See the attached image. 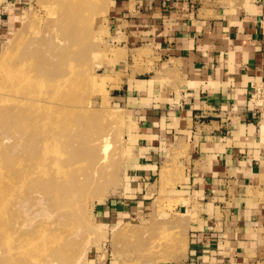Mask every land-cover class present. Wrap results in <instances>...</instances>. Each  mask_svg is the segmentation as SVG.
I'll return each instance as SVG.
<instances>
[{"label": "crops", "instance_id": "crops-1", "mask_svg": "<svg viewBox=\"0 0 264 264\" xmlns=\"http://www.w3.org/2000/svg\"><path fill=\"white\" fill-rule=\"evenodd\" d=\"M34 0H0V28ZM113 100L136 127L137 206L177 200L187 249L161 264H264V0H112Z\"/></svg>", "mask_w": 264, "mask_h": 264}, {"label": "rangeland", "instance_id": "rangeland-1", "mask_svg": "<svg viewBox=\"0 0 264 264\" xmlns=\"http://www.w3.org/2000/svg\"><path fill=\"white\" fill-rule=\"evenodd\" d=\"M111 1L34 0L0 28V99L11 96L5 69L13 64L22 67L21 52H33L37 61L26 58L22 68L33 78L21 85L30 89L34 102L16 107L21 110L28 104V109H35L33 115L40 116L31 110L32 116L24 115L28 120L18 110L21 121L17 112L8 120L6 104L0 106V264H161L187 249L183 219L175 212L177 200L161 191L141 206L131 202L138 187L133 180L138 139L135 124L111 96L118 58L115 46L107 41ZM45 76L53 81L70 79L64 94L70 97L67 108L73 124L66 136H60L65 152L56 159L57 169L67 171L70 186L49 193L40 187L32 200L33 191H26L22 173L25 159L29 156L31 163L29 158H36L37 147L31 141L24 147L19 137L32 117L40 120L39 125L52 119L47 106L37 103L45 102L42 95L49 88L63 94L56 81L49 82L53 87L46 84ZM62 103H52V110ZM47 126L30 132L39 136L38 130L46 133ZM60 172L54 178L62 180ZM32 175L39 183V173Z\"/></svg>", "mask_w": 264, "mask_h": 264}, {"label": "bare ground", "instance_id": "bare-ground-1", "mask_svg": "<svg viewBox=\"0 0 264 264\" xmlns=\"http://www.w3.org/2000/svg\"><path fill=\"white\" fill-rule=\"evenodd\" d=\"M39 32V31H38ZM39 35V34H38ZM42 35V34H41ZM36 55V54H35ZM34 55V53L33 52H26V50H24L23 52H21V56H19L18 58L22 61L21 62V64L20 65H22V67H18V66H16L15 64H13V65H10V66H8L7 67V69H5V78H7L6 80H7V84H8V91H9V94L11 95L10 97H6V98H3V99H0V106H2V105H4V104H6V106H4V107H6L7 109H5V110H3V108L1 109V110H3L7 115L6 116H8V115H10V117L12 116V115H14L16 112H17V116H18V114L19 113H21V112H19V111H22V113L21 114H23L22 115V117L25 115V116H30L31 115V110L32 109H28L29 108V105L28 104H26V105H28V108H27V106L25 105V107H26V109L27 110H29V111H27L26 109H25V107H23L26 111L25 112H23L24 111V109L22 110H20V106H19V104H21V103H31V106H32V103L34 102L32 99H33V97L31 96V91H30V89L29 88H24L22 85H21V82L23 81V82H27L29 79H31V78H33V74H31L30 75V71H28V72H24L23 73V66L27 63V59L26 58H28V59H30L31 58V60L32 59H34V61L36 60L37 61V59H35L37 56H35ZM36 63L37 62H33V64L36 66ZM39 64V63H38ZM35 66H34V68H33V71H34V69H35ZM38 69V68H37ZM32 70V69H31ZM36 70V69H35ZM18 72H21L22 74H23V76L22 77H19L18 76ZM36 72H37V70H36ZM33 73V72H32ZM36 74V73H35ZM48 76H50V75H48ZM63 76H66V74H64ZM61 77L60 78V80H58V79H55V81H53V79H51V77H47V76H45L46 78H48L49 80H44V82H46V84H49V82L50 81H52V82H55V86L56 87H59V89L60 90H63V94H62V92L61 93H59L57 90L55 91V94H54V92H52V91H50L51 90V88H47L48 90H47V92L45 93V94H43L42 96H43V101H45L44 103H39L38 101H37V103L38 104H40V105H46L47 107H45V110H46V114L47 115H50L51 117H52V119H50L49 118V120L47 121V124H44V123H41V125H39L40 124V120L38 119V118H40V116L38 115V114H36V113H34V115H33V110H35L34 108H33V110H32V115L33 116H35V114H36V116H39L38 118L36 117V120H32L33 119V117L31 118V123L29 124V122H28V124L27 123H24V124H27L28 126L26 127V129H24V132H23V137H19V140H20V143L19 144H21V145H23L24 144V147H26V146H28L29 145V143H30V141L31 142H33L34 143V145H35V147H37V151H36V153H35V155H36V158L33 160V158H34V156L32 155V159H30L29 158V160H31V163H32V160H33V162H34V165H31V163H28V161H27V158L29 157L28 155V157L25 159V161H27V163H25V161H24V168H23V173H22V180H23V184L25 185V186H28L27 187V189H26V191L27 192H31V191H33L32 193H31V199L33 200V193H35L37 190L36 189H38V188H40V187H45L46 188V190H47V192L49 193V192H51L52 190H58V189H61V187L62 186H64V188H67V187H69L70 186V184L68 183V173H67V171L66 170H64V171H61L60 172V170L59 169H57V168H59V166H60V164H59V162L56 160L57 159V154H59L60 155V153L62 152L63 153V150H64V152H65V148H63V145H65V144H63L61 141H60V136L62 137L63 136V134H65V136H66V133L65 132H67V131H69V129H70V126L73 124V122H72V120H70V116H71V113H69L70 112V110L67 108L68 106L67 105H69V103L68 102H70V97H69V95L68 94H64V93H66V91H67V89H69V81H70V79L69 78H66V77ZM5 82V81H4ZM48 82V83H47ZM61 85V86H60ZM49 86L50 87H53V86H51L50 84H49ZM53 90V89H52ZM6 93V92H5ZM2 94H4V93H2ZM39 96H40V94H39ZM41 97V96H40ZM39 97V98H40ZM39 98H38V100H39ZM36 99V98H35ZM42 99V98H41ZM40 99V100H41ZM58 100H61V101H63L64 103H62L61 104V106L60 107H58L59 109H54V110H52L53 109V107H51V105H52V103H54V102H56V101H58ZM61 103V102H60ZM81 103V102H80ZM57 104V103H56ZM18 105V107H20L19 109L16 107ZM81 105H83V104H81ZM30 106V107H31ZM37 104H36V109H37ZM41 107V106H40ZM32 108V107H31ZM0 110V111H1ZM19 110V111H18ZM41 110H42V108H41ZM83 110V109H82ZM39 111H40V109H39ZM99 111V110H98ZM43 112V111H42ZM78 112V111H77ZM39 113V112H38ZM43 113H45V112H43ZM42 113V114H43ZM90 113V112H89ZM20 114V115H21ZM39 114H41V111H40V113ZM81 114H82V112H81ZM88 114V113H87ZM19 115V116H20ZM31 115V116H32ZM70 115V116H69ZM73 115V114H72ZM75 115V114H74ZM77 115H78V113H77ZM80 115V114H79ZM88 115H91V114H88ZM15 117H16V115H14ZM13 116V117H14ZM18 116V117H19ZM24 116V117H25ZM69 116V117H68ZM22 117L20 116L18 119L20 120V118L22 119ZM8 118H9V116H8ZM25 118H27V117H25ZM35 118V117H34ZM43 118V117H42ZM46 118V117H45ZM80 118V117H79ZM4 119H7L6 117L4 118ZM11 118H9L8 120H10ZM16 120H17V118H15ZM14 119V120H15ZM28 120H29V118H27ZM38 119V120H37ZM81 119V118H80ZM80 119H78V120H80ZM84 119V118H83ZM82 120V119H81ZM80 120V121H81ZM21 121V120H20ZM25 121L27 122V120L25 119ZM33 121V122H32ZM78 122V121H77ZM11 125H12V123H11ZM42 125H52V128L51 129H49V127H48V130H46L47 132L45 133V132H41V129L40 130H38V131H40V133H42L41 134V136H40V133H39V136L38 135H36L37 133L35 132V134H31V128H33L34 127V130H35V128L37 127H40V126H42ZM62 125V126H61ZM24 125H21L20 126V128L21 127H23ZM75 126V125H74ZM73 126V127H74ZM46 127V128H47ZM18 128V127H17ZM43 128V127H42ZM72 128V127H71ZM77 128V127H76ZM86 127H84V129H85ZM11 129V128H10ZM10 129H8V130H10ZM22 129V128H21ZM43 129H45V128H43ZM73 130H74V128H73ZM17 131V130H16ZM34 132V131H33ZM32 132V133H33ZM43 133H45V135H43ZM71 133V132H70ZM16 134V133H15ZM20 134H22V133H20ZM62 134V135H61ZM43 135V136H42ZM74 135V134H73ZM17 136H19V135H17ZM68 136V135H67ZM18 138V137H17ZM69 141V140H68ZM71 142V141H70ZM33 145V144H32ZM67 146V145H66ZM71 146V145H70ZM32 148V147H31ZM71 148H73V146L71 147ZM33 149H34V147H33ZM33 149H32V151H33ZM66 149H68V148H66ZM25 150H26V148H25ZM30 149H28V151H29ZM25 152H27V151H25ZM32 153V152H31ZM30 152H29V154H31ZM68 153V152H67ZM53 156H54V158H53ZM61 161V160H60ZM68 164V163H67ZM63 165V164H62ZM56 169H57V171H56ZM54 171H56L57 173L58 172H60L61 173V176L63 177V179L62 180H59V179H57V178H54V177H57L56 175H57V173L55 174V172ZM71 171V170H70ZM35 173H39V178H37V180H39V183L37 182V181H34L35 179H33V175L32 174H35ZM60 173H59V175H60ZM67 173V174H66ZM32 176V177H31ZM35 176V175H34ZM45 176H47L48 178H49V180L48 179H46V181H47V183H43L42 181H43V178L45 177ZM31 178V179H30ZM31 180V182H29ZM60 181H62V182H60ZM27 182H29V183H31V184H29V185H27L28 183ZM62 185V186H61ZM33 188V189H32ZM53 193V192H52ZM51 193V194H52ZM50 194V195H51ZM42 197V196H41ZM50 197V196H49ZM31 199H29V200H31ZM15 258V257H14ZM14 260H16V258L14 259ZM17 261V260H16ZM19 261V260H18ZM20 262V261H19Z\"/></svg>", "mask_w": 264, "mask_h": 264}, {"label": "built area", "instance_id": "built-area-1", "mask_svg": "<svg viewBox=\"0 0 264 264\" xmlns=\"http://www.w3.org/2000/svg\"><path fill=\"white\" fill-rule=\"evenodd\" d=\"M248 109L254 116L264 118V78L251 83Z\"/></svg>", "mask_w": 264, "mask_h": 264}]
</instances>
